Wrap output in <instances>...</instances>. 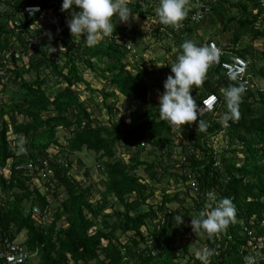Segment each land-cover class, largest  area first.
Instances as JSON below:
<instances>
[{"label": "trees", "instance_id": "16d2710c", "mask_svg": "<svg viewBox=\"0 0 264 264\" xmlns=\"http://www.w3.org/2000/svg\"><path fill=\"white\" fill-rule=\"evenodd\" d=\"M199 1L206 2L205 6L191 0L188 15L176 30L159 21L155 11L159 0H129L134 16L157 20L150 33L137 27L130 31L114 16L110 36L102 35L91 47L83 38L72 49L66 37L75 40L76 35L72 36L66 23L62 0H0V66L6 68V76L0 75V241H18L23 232L26 237L18 242L39 257L38 263L30 259L26 264H202L189 251L191 238L201 235L213 249L210 264H238L244 259L242 245L249 240L239 233L241 221L253 220L249 226L264 237V90L257 88L254 80L255 74L264 75V67L255 68L259 50L250 44L228 51L219 35L201 38L198 32L211 11L221 23L222 32H230L229 44L237 45L245 35L259 39L264 36V0ZM29 5H40L41 11L29 17L24 10ZM222 5L226 6L223 10ZM232 7L237 13L230 11ZM51 11L60 14L61 32L51 40L41 38L30 51L28 39L46 31L42 26H32ZM141 33L156 39L172 36L178 45L172 63L182 52L181 44L191 36L196 35L194 42L199 46L215 41L222 50L221 61L240 55L248 61V70L254 76L243 83L227 76L214 62L203 83L194 86L192 92L197 106L208 94L218 96L215 108L200 116L204 126L198 129L195 122L196 129L190 123L173 127L160 118L159 100L150 98L152 86L147 81L154 73H170L171 65L164 61L158 71L146 65L145 56L136 47L140 38L137 34ZM56 39L63 41L68 51L51 56L49 48ZM80 59L109 85L100 91L106 122L101 123L79 97L78 84H85L91 92L96 90L81 72ZM47 70L54 80L52 85ZM33 73L35 77L28 79ZM8 80L16 89L4 98ZM241 84L244 91L239 117L229 119L226 125L221 119L227 111L224 92ZM153 85L156 93L164 91V87L158 90L156 82ZM118 94L127 99V114H119ZM60 128L68 132L65 144L57 135ZM214 136L226 142L220 151L213 146ZM180 143L182 150L177 152ZM121 144L126 150L118 153ZM83 149L95 153L105 175L100 198L95 201L91 198L92 186L84 185L71 173V153ZM143 151L152 158H143ZM45 159L52 171L48 175ZM29 162L32 168L25 166ZM141 167L149 179L138 173ZM170 178L177 184L183 182V190L169 193L162 187L161 200L150 202L157 185L164 180L169 184ZM210 193L217 200L229 197L236 207L235 220L225 230L209 237L195 233L188 223L178 226L173 221L179 214L189 215L191 222L207 205L214 207ZM189 198L193 205L186 206ZM57 199L59 203L54 205ZM172 202H177L174 209L168 205ZM116 204L120 208H115ZM145 206L148 208L143 209ZM34 207L40 213H35ZM47 209L49 218L44 223L41 219ZM60 220L67 225L59 226ZM147 226L145 233L143 227ZM217 243L221 244L218 253L214 251Z\"/></svg>", "mask_w": 264, "mask_h": 264}, {"label": "clouds", "instance_id": "9594fccd", "mask_svg": "<svg viewBox=\"0 0 264 264\" xmlns=\"http://www.w3.org/2000/svg\"><path fill=\"white\" fill-rule=\"evenodd\" d=\"M29 6L30 14L34 15L41 11L40 5ZM61 10L71 12V18L66 23L72 36H83L90 47L95 46L101 34L110 36L113 33L114 16L118 17L119 23L128 22L130 18L135 17L127 0H62ZM155 11L162 24L176 27L178 30L181 22L187 17L189 8L187 0H159ZM32 28H37V24ZM32 38H36L37 43L40 42L38 37ZM181 48L182 52L178 55L177 61L170 64L171 73L164 81V91L159 94V115L173 127H184L186 123L198 122L199 129L204 126V121L200 119L203 109L199 108L201 103L197 106L192 92L194 86L199 87L203 83L210 65L218 60L219 50L215 46H199L192 40H185ZM249 73L251 77L252 73ZM0 75L6 76V68L3 66H0ZM232 78L235 79V76ZM243 91L242 84L232 85L225 90L227 111L221 117L225 123L229 119L239 117V102ZM209 196L215 201V206L207 205L198 217H192L191 225L195 233L203 232L211 237L234 222L236 207L229 197L217 200L215 194L210 193ZM173 221L178 226L182 225L184 216L176 214ZM195 255L202 264H209L213 249L207 247L198 249Z\"/></svg>", "mask_w": 264, "mask_h": 264}, {"label": "rangeland", "instance_id": "374dc122", "mask_svg": "<svg viewBox=\"0 0 264 264\" xmlns=\"http://www.w3.org/2000/svg\"><path fill=\"white\" fill-rule=\"evenodd\" d=\"M129 1V0H127ZM191 0H187V6L190 5ZM197 3H202L205 4L206 2L203 1H199L196 0ZM231 2L235 3L236 0H232ZM223 8L225 9L226 6L222 5L221 9L223 10ZM237 8L236 7H232L230 8V11L233 13H237ZM227 11V10H226ZM210 13V14H209ZM208 16H206V21L204 23V26H201L198 29V32L201 34V38H207L208 36L211 37L212 35H216V36H220L218 38H220L224 45H226V49L228 51H233L234 52V48L235 49H239V48H244L250 44H252L254 47H256L259 50L258 53V58L256 59V63H255V68L256 70L260 69L261 67H264V36L259 38V39H252L251 36L249 35H245L242 37V39L240 40V42L237 45H231L228 43L230 42L229 38H230V32H222V28H221V23L219 22V20L216 18L215 14L212 13L211 11L209 12ZM47 15H44L42 18H40V20L37 23V28L39 26H42L44 29H46V31H44V33H41V35L38 37L39 41L41 40V38L43 37H47V39L51 40L54 39L55 37H57L59 35V33L61 32V28L63 27V24L61 23V18H60V14L55 13L53 11L46 13ZM229 15V13H228ZM66 20L71 18V12L67 11L66 12V16H65ZM208 18V19H207ZM157 22L156 19L154 18H148V19H140L138 17H134V18H130V20L128 22H123L125 25H127V27L129 28V30L131 31L133 28L137 27L138 29H140L141 32H149L151 31V28L155 26V23ZM46 26V27H45ZM148 34V33H147ZM149 35V34H148ZM137 36H140V38L138 39V41H136V47L138 48V50H140L143 55L145 56V63L146 65L151 69H156L158 71V69H160L165 61V63H167L168 65L171 64L173 62V59H171L173 56L172 54L175 53L178 49V45H176L174 43V39L172 36H166L164 39H156L155 37H148L141 34H137ZM102 34L100 35V37L98 38L101 39ZM192 37V41L196 40L197 37L196 35L191 36ZM84 37L81 35H76V39L73 40L72 38H68L66 37V41L67 44L72 47V49H74L76 47V43L78 41H82ZM56 43L55 44H51L50 48H49V52L51 56H56V54H64L66 51H68V48L65 46H62L63 41L56 39L55 40ZM146 48V50H143V48ZM170 47V48H168ZM66 57H63L62 60H60V63L62 64L64 62V59ZM167 59V61H166ZM169 59V60H168ZM79 66H80V70L81 72H83V75L86 79H88L91 83H92V87L95 88V92H91L86 88L85 84H78L76 86L77 91L79 92V97L81 100H84L90 107V109L93 111V114L95 117H97V119L99 121L102 122H106L107 120V110L106 107L103 105L102 103V94H101V89L103 88H107L109 85H106L105 82H103V80L101 78H99L92 70H90L88 68V66L85 64L84 61H82V59L79 60ZM132 67V66H131ZM46 76L48 77V83L49 84H53L54 80L52 79V75L50 73L49 70H47L46 72ZM171 73V72H170ZM170 73H167L166 75L168 76ZM253 74V73H252ZM161 76V78H159L157 80L156 77ZM166 75H164V73H154L150 79H148V84L150 86H152L151 90H150V98L151 99H158L159 100V93H156V86H154L153 84L156 82L157 86H158V90L162 89L164 87V81ZM174 75V74H173ZM257 77L254 78L255 79V85L257 88L264 90V75H262L261 73H257L255 74ZM254 76V75H252ZM35 74H28L27 78L31 79L34 78ZM10 80V79H9ZM7 81V85H6V94H4V98H6L7 96L10 97V95L12 94V90L16 89V87L14 86L12 81ZM163 85V86H162ZM54 88V87H53ZM127 99H125L122 95L118 94V105L120 107L119 110V114H127V111H125V107L127 104ZM132 105H136L135 103H132ZM19 119H22V115L19 116ZM190 127L196 129L197 125L195 122H190ZM12 134H10V139L12 138L11 136ZM58 137L61 141V143H64L67 141L66 136L68 135V132L65 131V129H59L58 130ZM219 137H221V135H218ZM218 136H214L213 138V146L216 147L217 151H220L223 147H224V143L226 145L225 140L223 139L222 142L218 141L217 138ZM227 137V136H226ZM175 140H180V138H176ZM12 144L15 145L16 143L14 142V140H11ZM17 142V140H16ZM183 142H185V140H183ZM181 143L179 144L178 148H177V152H180L182 150V147L180 146ZM121 148V149H120ZM120 148H118V153L121 152L122 150L125 151L126 148L124 145H120ZM150 148V147H149ZM143 158H148L151 159L152 156L149 155L148 153L143 151L142 154ZM71 158L74 160L73 161V166H72V170L71 173L73 175H75L76 179H80L84 181V185H91L92 186V195L91 198L93 201L98 200L100 198V191L102 190V181L105 178V175L102 173L99 163L96 159V155L94 152L87 150V149H83L80 152H76V153H71ZM170 161H166V163H168ZM180 169V167H179ZM138 173L141 175V177H143L144 179H149L148 175L144 172V168H140L138 170ZM38 185L42 184V183H37ZM184 183H176V181L173 178L169 179V184L166 182V180L162 181L161 183H159L158 189L156 191L155 197L154 199H151L150 202H159L162 198V187H165V189L167 190V192L169 193H174L176 191H181L184 188ZM60 192V196L63 197L65 195V191L64 188L61 187L59 189ZM59 203V199L54 201V205H58ZM169 207H171L172 209H174L177 206V202H172L168 204ZM188 205H193V199H188L186 206ZM120 208V206L118 204L115 205V208ZM148 207L145 206L143 207V209H147ZM112 208H109L107 211L110 212ZM189 215H186L184 217V223H188L191 225V222L189 223ZM59 226H66L67 223L65 220H60L58 222ZM192 226V225H191ZM180 232H184V228L183 227H178ZM143 232H148V226L147 227H143ZM26 237V235L22 232L21 234H19L18 241H22L24 240ZM124 237V236H123ZM126 238L125 240H128L129 235L125 236ZM187 239V237H186ZM202 239H204V236L201 235V238L198 236H194L191 238L190 244H189V251L191 253H196V251L198 249H202L205 247V245L203 244ZM142 245L143 243H141L140 245V249H142ZM137 249V247L135 248V250ZM187 259V257L185 258ZM185 259H183V261H185ZM32 262L34 263H38L39 261V257L38 255H36V253H34V255L31 257Z\"/></svg>", "mask_w": 264, "mask_h": 264}, {"label": "built area", "instance_id": "2783aa9c", "mask_svg": "<svg viewBox=\"0 0 264 264\" xmlns=\"http://www.w3.org/2000/svg\"><path fill=\"white\" fill-rule=\"evenodd\" d=\"M202 6L205 5L202 4ZM25 11L29 16L33 15L30 14V6H26ZM196 17L198 19V17L200 16ZM193 19L196 18L193 17ZM17 23L19 24V21ZM37 42L38 40L36 38L31 37L28 39L30 51L33 50V47L37 44ZM209 46H215L219 50V57L216 63L221 65L223 71L227 76L231 78L235 76V78L241 80L243 83H248L251 80V74L248 70V61L245 58L240 55L234 54L232 60L221 61V48L218 47L215 41H210ZM16 55L18 56V54ZM218 101V97L213 94L203 98L201 104L199 105V108L203 109L202 114L207 111L213 110ZM226 125H228V122H226ZM48 162V159L43 160L44 169H48L46 175L52 173V171L48 168ZM25 166L32 168L33 163L29 162ZM18 168H21V166H18ZM49 211L47 209L44 212L43 217L41 219L42 222H48ZM34 212L40 213V209L34 207ZM253 223V220H250L249 223H247L246 220L241 221V229L239 230V233L241 235L249 236V240L246 245H242L244 251V259L238 264H264V237L262 235H258L257 232H255L254 229L249 226V224ZM262 224H264V221L262 222ZM228 238L231 239V236L229 235ZM203 244L205 245V247L209 248L206 242L203 241ZM220 246V243L216 244V248L214 249L216 253H218V248ZM33 255L34 253L27 250L21 242H18L16 240H10L9 238H4L2 241H0V257L1 260H4L3 264H26ZM210 262L211 257L209 259V264Z\"/></svg>", "mask_w": 264, "mask_h": 264}]
</instances>
